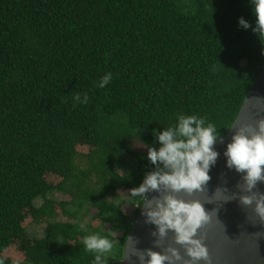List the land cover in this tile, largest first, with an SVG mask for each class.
<instances>
[{
    "label": "trees",
    "instance_id": "trees-1",
    "mask_svg": "<svg viewBox=\"0 0 264 264\" xmlns=\"http://www.w3.org/2000/svg\"><path fill=\"white\" fill-rule=\"evenodd\" d=\"M254 27L249 0H0V260L91 264L83 236L98 234L113 241L107 264H120L143 200L116 192L154 170L131 141L158 148L153 129L180 114L226 136L264 67ZM85 206L109 228L80 229ZM28 219L46 222L43 237L26 233Z\"/></svg>",
    "mask_w": 264,
    "mask_h": 264
},
{
    "label": "clouds",
    "instance_id": "clouds-1",
    "mask_svg": "<svg viewBox=\"0 0 264 264\" xmlns=\"http://www.w3.org/2000/svg\"><path fill=\"white\" fill-rule=\"evenodd\" d=\"M249 3L255 17L252 31L258 34V38L264 37V0H249ZM237 23L244 30L251 27L243 17L238 18ZM111 80L112 73H105L97 86L104 88ZM73 100L86 104L88 96L76 94ZM152 135L160 146L155 148L142 144V147L147 149L146 158L154 166V170L145 174L138 187L130 189V198H142L146 208L143 213L145 222L155 226L154 236L163 239L171 230L174 242L186 246L185 253L192 264L200 260L206 261V247L200 239L194 238L197 230L209 220L201 204L197 201L185 202L171 194L147 200L146 194L180 191L191 194L193 190H201V186L210 179V167L218 158L219 153L213 146L221 136L214 124L206 123L204 118L197 115L185 114L178 115L173 126L160 132L153 129ZM223 155L228 168L245 173V191L250 192L257 181L264 182V119L256 121L255 125L246 123L236 128ZM253 199L250 196L240 198L245 206L252 205ZM255 212L259 218H264V195L259 194L255 199ZM79 227L83 230L86 225L81 223ZM83 244L86 251L95 254L91 264H107L103 255L112 250V240L98 234H89L83 236ZM133 255L137 257L139 264H178L182 260L178 251L172 247L166 249V254L134 250ZM0 264H4L3 260H0ZM183 264H188V261Z\"/></svg>",
    "mask_w": 264,
    "mask_h": 264
},
{
    "label": "water",
    "instance_id": "water-1",
    "mask_svg": "<svg viewBox=\"0 0 264 264\" xmlns=\"http://www.w3.org/2000/svg\"><path fill=\"white\" fill-rule=\"evenodd\" d=\"M261 119H264V67L248 91L230 131L214 144V150L219 155L209 169L210 179L201 186V190H193L191 194L184 191L152 192L147 197V200H152L159 195L171 194L185 202L197 201L201 204L209 220L197 230L194 238L202 241L208 259L196 261L195 264H264V218H259L255 212V199L259 194L264 195V182L257 181L250 192L245 191V173L228 168L223 155L236 128L246 123L255 125ZM241 196L253 197V204L243 205ZM145 211L142 205L127 237L120 264H139L133 255L134 250L166 254L169 247L175 248L182 257L178 264L184 261L192 264L186 256V246L174 242L171 230L163 239L153 235L156 228L145 222Z\"/></svg>",
    "mask_w": 264,
    "mask_h": 264
},
{
    "label": "rangeland",
    "instance_id": "rangeland-1",
    "mask_svg": "<svg viewBox=\"0 0 264 264\" xmlns=\"http://www.w3.org/2000/svg\"><path fill=\"white\" fill-rule=\"evenodd\" d=\"M131 145H132V149L135 151L147 152V149L142 147L140 140L131 141ZM88 152H89V147H87V146H83V147L79 148L80 154H88ZM79 158L80 159L77 161V165L79 168H84L86 159H84L83 156H80ZM45 180L47 183H49L51 185H55L58 182V179H54V178H46ZM92 181L94 182L95 178H92ZM116 193L118 196H120L122 198H126L130 194L129 191H127V190H117ZM52 197L57 199L58 201H65V202L72 201V198L70 196L62 195L58 192L53 193ZM110 199L113 200V196H109L108 200H110ZM41 203H42L41 198H37L35 200L36 206H40ZM54 208H55L56 215H57L56 220L62 221V222L66 221V218H64L60 214V210L58 209V207L54 205ZM86 209H87V207L85 206V208L80 210L78 215H79L80 219H82L84 221V224L86 226H89L90 231H92V229H98L100 232H104L105 230H107L109 228L107 225H105V226L100 225L101 222L99 220H97V218H95L96 212L94 209H90L88 211H86ZM133 209H134V207L133 206L131 207L130 205H124L122 208L123 212L127 215L132 214ZM23 225L26 228V233L30 237H36V238L43 237L46 222L36 224V223L32 222L31 219H28L23 223ZM111 232H112V230H111ZM113 235L117 236L116 232H114Z\"/></svg>",
    "mask_w": 264,
    "mask_h": 264
}]
</instances>
